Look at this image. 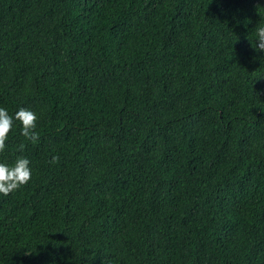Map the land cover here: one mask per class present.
I'll return each instance as SVG.
<instances>
[{"label":"trees","instance_id":"16d2710c","mask_svg":"<svg viewBox=\"0 0 264 264\" xmlns=\"http://www.w3.org/2000/svg\"><path fill=\"white\" fill-rule=\"evenodd\" d=\"M262 26L264 0H0V163L32 170L0 264H264Z\"/></svg>","mask_w":264,"mask_h":264},{"label":"clouds","instance_id":"9594fccd","mask_svg":"<svg viewBox=\"0 0 264 264\" xmlns=\"http://www.w3.org/2000/svg\"><path fill=\"white\" fill-rule=\"evenodd\" d=\"M258 43L253 44L257 51L264 50V26L256 29ZM15 119L22 123V135L33 144L37 143L39 134L34 131L36 128L37 116L28 109L20 108L15 114ZM13 127V117L9 115L7 110L0 107V153L5 150L8 134ZM24 145H20L23 150ZM59 157L54 156L51 163H58ZM30 161L27 158H18L14 166H8L0 163V194L9 195L23 185H26L32 176V170L29 167Z\"/></svg>","mask_w":264,"mask_h":264}]
</instances>
